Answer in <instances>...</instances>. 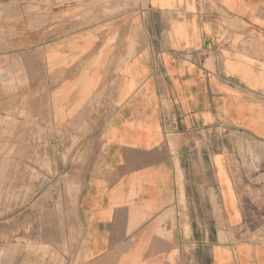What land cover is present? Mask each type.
Wrapping results in <instances>:
<instances>
[{
	"label": "crops",
	"instance_id": "obj_1",
	"mask_svg": "<svg viewBox=\"0 0 264 264\" xmlns=\"http://www.w3.org/2000/svg\"><path fill=\"white\" fill-rule=\"evenodd\" d=\"M97 1L0 0V264H264V0Z\"/></svg>",
	"mask_w": 264,
	"mask_h": 264
},
{
	"label": "rangeland",
	"instance_id": "obj_2",
	"mask_svg": "<svg viewBox=\"0 0 264 264\" xmlns=\"http://www.w3.org/2000/svg\"><path fill=\"white\" fill-rule=\"evenodd\" d=\"M4 1H15V0H4ZM23 1L26 6V12L29 13H36V16L39 17V20L37 21L38 26L43 27V24L47 25V29H51L53 31V34L58 33L59 32V28H60V24H61V19L64 21H66V15L65 13H63L62 15L60 14L61 11V5H60V0H21ZM69 2V10L67 11V23L69 26H86V25H90L94 22H96L97 20V16L103 14V15H109V14H113L115 12L114 9H110L108 7V5H103L104 7V11L103 13H100L99 7H101V5L99 4V2L93 1V0H88L87 3H85L84 8H85V12L83 14L78 13L81 12V10H77L79 8H81L82 5H80V7L77 8V6L75 5V3L71 4L72 2H74L75 0H68ZM32 4H29L31 3ZM65 6V5H64ZM30 7V8H27ZM65 11V8H64ZM29 16L28 14H26V17ZM41 19V20H40ZM9 24H11V21L8 22ZM40 23V24H39ZM45 28V29H46ZM9 111V110H8ZM13 121H15L13 119V117L11 115H3L0 116V126H4L6 127H10V125L13 123ZM56 135L58 136H63L65 134H62V132L60 131L59 128H57L56 130ZM76 160V157H75ZM82 158H79V161H81ZM26 183V182H25ZM41 251H45L43 248L41 249Z\"/></svg>",
	"mask_w": 264,
	"mask_h": 264
},
{
	"label": "built area",
	"instance_id": "obj_3",
	"mask_svg": "<svg viewBox=\"0 0 264 264\" xmlns=\"http://www.w3.org/2000/svg\"><path fill=\"white\" fill-rule=\"evenodd\" d=\"M224 132H226V129H223Z\"/></svg>",
	"mask_w": 264,
	"mask_h": 264
}]
</instances>
